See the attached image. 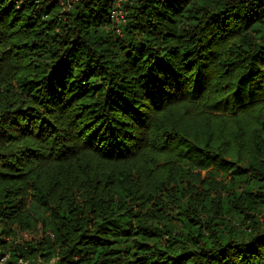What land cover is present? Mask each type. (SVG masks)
I'll list each match as a JSON object with an SVG mask.
<instances>
[{
    "label": "trees",
    "instance_id": "1",
    "mask_svg": "<svg viewBox=\"0 0 264 264\" xmlns=\"http://www.w3.org/2000/svg\"><path fill=\"white\" fill-rule=\"evenodd\" d=\"M20 259L264 264V0H0Z\"/></svg>",
    "mask_w": 264,
    "mask_h": 264
},
{
    "label": "rangeland",
    "instance_id": "2",
    "mask_svg": "<svg viewBox=\"0 0 264 264\" xmlns=\"http://www.w3.org/2000/svg\"><path fill=\"white\" fill-rule=\"evenodd\" d=\"M18 234H19V236H18V238H17V242H18V244H19V246H22V244H25V242H24V239H25V237H29L30 235L28 234V233H26V232H20V231H18ZM7 241H9L10 240V237H7V238H5ZM15 241V244H16V240H14ZM20 264L21 263H23V264H27V261H24V260H22V259H20L19 261H18ZM18 263V264H19Z\"/></svg>",
    "mask_w": 264,
    "mask_h": 264
}]
</instances>
